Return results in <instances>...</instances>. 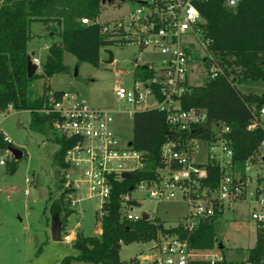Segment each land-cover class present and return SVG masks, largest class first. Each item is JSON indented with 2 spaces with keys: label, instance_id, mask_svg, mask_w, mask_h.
I'll return each mask as SVG.
<instances>
[{
  "label": "built area",
  "instance_id": "built-area-1",
  "mask_svg": "<svg viewBox=\"0 0 264 264\" xmlns=\"http://www.w3.org/2000/svg\"><path fill=\"white\" fill-rule=\"evenodd\" d=\"M208 1H115L109 4L121 7L131 2L139 7L127 18L105 23L100 17L94 21L82 19L86 25H101L111 45L129 43L138 48L140 56L132 62L136 79L132 88L121 85L114 92L117 103L134 108L126 113L133 117L137 111L158 109L165 114L168 124L190 135L181 150L173 143L163 146L164 167L158 171L156 179L141 181L131 193L121 196L120 218L136 222L145 215L133 212L135 206L141 205L133 198V192L145 194L156 203H185L187 215L180 225L187 232H193L207 219L220 220L239 203H251L252 219L264 246V175H252L254 170L264 169V141L255 156L239 166L234 161L231 127L224 122H211L207 109L187 107L184 102L192 84L194 60L201 62L207 78L215 79L223 74L208 51L209 40L202 37L205 21L198 6ZM238 1L225 0V6L233 8ZM44 50L49 51V46L45 45ZM145 51L154 56L144 64L141 54ZM197 51L199 59L195 58ZM30 59L36 67L41 65L39 59ZM207 62L209 67L205 66ZM38 112L53 117L51 129L56 135L75 141L66 151L64 162L68 168L63 170L62 178L64 189L72 190L71 207L79 203L77 197L85 192L88 199L97 202L101 217L114 183L125 180V174H134L143 168L142 153L134 150L130 142L125 148L121 146V138L114 130V111L95 108L75 95L49 91ZM261 115L264 116V109ZM257 126L255 121L248 130ZM6 140L11 142L7 137ZM198 141L208 146L205 164H198L193 158ZM7 156L0 158V167L15 159L10 149ZM25 194L28 196L29 192ZM159 245V256L136 258L131 264H189L192 260L217 264L224 261L221 252L193 249L187 239L166 237ZM261 264H264V252Z\"/></svg>",
  "mask_w": 264,
  "mask_h": 264
},
{
  "label": "trees",
  "instance_id": "trees-1",
  "mask_svg": "<svg viewBox=\"0 0 264 264\" xmlns=\"http://www.w3.org/2000/svg\"><path fill=\"white\" fill-rule=\"evenodd\" d=\"M101 0H0V115L9 106L16 111H29L30 129L44 133L51 128L53 117L40 114L50 89L46 88L39 97L32 94V84L38 77L28 78L27 65L30 56L27 44L30 40L32 23L46 26L49 35L58 41L49 46L42 76L52 77L65 73L64 54H72L78 62L97 66L103 47L111 46L109 36L102 33L101 25H86L82 19L94 21L100 17ZM205 23L202 37L209 40L208 51L223 74L215 79L206 78L200 86L190 84L184 102L187 107L205 108L211 122L220 121L231 127V144L234 161L241 166L255 156L264 141V95L242 94L237 84L242 81L264 82V0H239L233 8L225 6V0H209L198 6ZM199 59V53L195 55ZM209 67V63H205ZM61 93V92H57ZM131 146L143 155V168L132 174L129 180L113 185L109 201L101 217V233L98 236H84L78 233L73 248L76 255L65 257L61 264H125L120 260L123 245L150 243L160 235L187 239L191 248L212 250L217 241L218 218L207 219L193 231L187 232L181 225L167 228L160 220L136 222L121 220V196L131 193L137 184L153 180L164 167L162 148L167 143L176 148H185L189 133L180 131L167 123L165 114L158 109L137 111L133 117ZM258 122L253 130L248 127ZM52 141L59 147L54 161L60 170L68 166L64 162L66 151L74 140L55 135ZM14 148L0 130V150ZM19 161L7 163V173L16 172ZM52 201L51 213L60 214L62 230L74 214L70 205V189H64ZM63 214V216H62ZM62 216V217H61ZM263 239L256 237L255 246L242 262L236 260L217 264H261L263 262ZM189 264H210L207 261L192 260Z\"/></svg>",
  "mask_w": 264,
  "mask_h": 264
},
{
  "label": "rangeland",
  "instance_id": "rangeland-1",
  "mask_svg": "<svg viewBox=\"0 0 264 264\" xmlns=\"http://www.w3.org/2000/svg\"><path fill=\"white\" fill-rule=\"evenodd\" d=\"M138 7L139 5L131 2H126L121 7L109 3L102 4L100 21L105 23L121 17L127 18L129 13ZM29 34L27 52L30 58L35 57L41 61L36 70L38 77L32 84L33 96H41L48 88L50 91L75 95L95 108L114 111V130L121 138V146L125 148L133 135V120L126 111H132L134 108L117 103L114 92L121 85L132 88L136 80L132 73V62L140 56L138 48L129 43L103 47L97 66L78 62L72 54L65 53L64 64L67 71L48 78L42 76V65L48 54L44 46H51L58 41V37H51L46 26L39 22L32 23ZM107 51L113 54L112 64H107ZM152 56L154 55L149 51L143 52L142 63H147ZM193 68L195 70L192 74V84L200 86L207 78L206 72L201 62L196 60ZM237 89L242 94L264 95V82L242 81L237 84ZM30 123L29 111L10 108L0 115V130L14 148L23 153L15 173H7V166L0 167V264H61L65 257L76 255L72 245L73 238L75 239L78 233L88 237L100 235L102 216L100 217V212L97 211V202L88 199L87 194L81 192L77 197L79 203L73 208L75 212L68 219L66 229L62 230L61 241L52 240V218L60 217V214L51 213L52 202L48 200L50 196L52 201L58 199L64 172L54 161L59 150L52 141L56 135L54 131L46 127L44 133H37L30 129ZM207 151L208 146L198 141L193 154L194 161L205 164ZM3 157L8 158L7 149L0 150V158ZM13 161L17 160L13 159L11 162ZM256 174L264 175V169L254 170L252 175L255 177ZM26 191L29 192L28 196ZM132 196L141 204L135 206L133 212L145 213L151 220L158 219L167 228L179 226L187 215V206L181 201L156 203L139 192H133ZM252 208L251 203H239L233 211H227L216 225L218 242L213 251L221 252L230 262L246 260L249 251L255 246L257 228L252 219ZM67 237L72 240L69 241ZM166 237L173 236L160 235L150 243L123 245L120 260L131 264L136 258H155L160 254L159 243Z\"/></svg>",
  "mask_w": 264,
  "mask_h": 264
},
{
  "label": "water",
  "instance_id": "water-1",
  "mask_svg": "<svg viewBox=\"0 0 264 264\" xmlns=\"http://www.w3.org/2000/svg\"><path fill=\"white\" fill-rule=\"evenodd\" d=\"M115 1L124 2L125 0H101V3L102 4H106V3H112V2H115ZM131 1H135V0H131ZM106 53L109 55V60H108L107 64H112L113 61H114L113 54L111 52H108V51ZM36 70H37V67L34 64H32L31 59H29L28 65H27V73H28V78L29 79L33 78V76L36 74ZM130 145H131V143H130ZM10 151L14 155V157H15V159L17 161L22 159L23 153L21 151H19L18 149L10 148ZM131 177H132V174H125L124 175V179H126V180H129ZM142 220L143 221H148L149 220L148 215H146V214L143 215ZM61 234H62V224L59 221V216L53 217L52 218V222H51V237H52V240L55 241V242H60L61 241ZM220 249L221 250L223 249L222 245L220 246Z\"/></svg>",
  "mask_w": 264,
  "mask_h": 264
},
{
  "label": "crops",
  "instance_id": "crops-1",
  "mask_svg": "<svg viewBox=\"0 0 264 264\" xmlns=\"http://www.w3.org/2000/svg\"><path fill=\"white\" fill-rule=\"evenodd\" d=\"M100 233H101V230H100Z\"/></svg>",
  "mask_w": 264,
  "mask_h": 264
}]
</instances>
